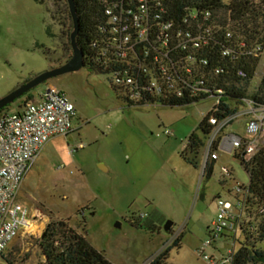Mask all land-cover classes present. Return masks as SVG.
<instances>
[{
  "label": "rangeland",
  "instance_id": "obj_1",
  "mask_svg": "<svg viewBox=\"0 0 264 264\" xmlns=\"http://www.w3.org/2000/svg\"><path fill=\"white\" fill-rule=\"evenodd\" d=\"M72 31L67 0H0V98L66 63L73 55ZM263 76L264 54L248 82V98ZM50 85L66 94L77 118L71 135L51 140L22 183L18 201L32 223L7 250L9 263L41 264L47 225L65 221L79 232L84 228L88 242L112 264H147L176 239L180 248H172L171 264H207L199 254L217 218V198L229 191L218 166L202 179L201 169L182 153L194 132L202 135L198 127L214 101L174 109L128 107L107 76L87 68L38 86L28 93L32 101ZM17 102L7 108H19ZM244 129L239 117L225 132L241 135ZM220 164L248 183L239 162L221 154ZM168 222L173 226L166 231ZM230 241L205 247V253L219 257L232 245L239 248ZM6 259L0 264H9Z\"/></svg>",
  "mask_w": 264,
  "mask_h": 264
},
{
  "label": "built area",
  "instance_id": "obj_2",
  "mask_svg": "<svg viewBox=\"0 0 264 264\" xmlns=\"http://www.w3.org/2000/svg\"><path fill=\"white\" fill-rule=\"evenodd\" d=\"M98 1L104 21L97 27L91 55L85 56L91 73L107 76L117 96L132 108L163 107L172 99L181 98L184 87L192 88V74L201 75L200 69L209 64L198 52L212 43L220 28L211 11L200 12L185 4V13L174 17L166 0ZM227 38H231L230 33ZM238 47L246 45L241 43ZM221 52L223 57L235 53L234 47L226 45ZM251 52L255 57L264 54L257 43ZM221 73V68L215 70V75ZM239 75L246 77L243 71ZM220 102L216 100L205 117L210 133L201 153L200 169L204 179L210 167L214 172L218 166L222 187L228 189L229 196L217 198V218L205 247H215L218 241L227 239L240 247V241L253 235L260 222L246 164L264 148V107L244 99L240 108H245V112L240 113L239 108L233 116L221 119L215 109ZM239 117L245 118L243 134L226 133ZM76 118L75 105L51 85L38 102L27 103L19 112L0 114V259L32 223L29 209L18 201L24 179L51 140L71 135ZM221 154L240 163L248 176L247 184L238 182L232 169L220 164ZM230 183L233 186L228 187ZM205 247L199 255L207 264H233L239 249L232 245L215 257L206 254Z\"/></svg>",
  "mask_w": 264,
  "mask_h": 264
},
{
  "label": "trees",
  "instance_id": "obj_3",
  "mask_svg": "<svg viewBox=\"0 0 264 264\" xmlns=\"http://www.w3.org/2000/svg\"><path fill=\"white\" fill-rule=\"evenodd\" d=\"M39 1L45 3V0ZM76 3L81 20L79 44L87 57L91 55L92 43L97 36V27L104 19L98 0H76ZM166 3L169 4L170 12L174 13V17L185 13V4L200 12L211 11L214 18L220 22V28L216 30L212 43L198 52L199 57L206 59L209 63L200 69L205 77H202L200 72H194L193 80L189 81L192 88L184 87L181 98L172 99L163 107L185 108L208 100L215 102L220 99L221 102L215 109L217 116L221 119L233 116L244 99H252L257 106L264 107V76L255 94L251 98L247 97L248 82L253 79L262 57L250 55L253 44L257 43L264 50V0H169V3L166 0ZM228 33L231 34L230 39L227 38ZM241 43H245L246 48L238 47ZM225 45L234 47L235 53L229 57H223L221 49ZM218 68L222 69V73L215 75V70ZM240 71H243L246 77L242 78L239 75ZM200 81L203 82L201 85ZM194 83L197 85L193 86ZM33 99L32 95L26 94L18 100L19 108L15 110L6 108L0 111V114L19 112L27 103L35 102L32 101ZM198 130L202 135L194 132L182 153L184 161L195 169L200 168L201 153L205 139L210 133L207 118L203 119ZM246 170L251 178L250 192L255 209L258 208L260 213L258 216L260 222L256 224L253 235L246 237L245 241H240L233 264H264V148L246 164ZM212 174L213 167H210L207 177H211ZM39 245L44 257L41 264H112L103 253L88 242L84 228L82 232H79L65 221L50 222ZM172 248H180V239L157 254L147 264H171L169 259ZM3 259H6L5 256Z\"/></svg>",
  "mask_w": 264,
  "mask_h": 264
},
{
  "label": "water",
  "instance_id": "obj_4",
  "mask_svg": "<svg viewBox=\"0 0 264 264\" xmlns=\"http://www.w3.org/2000/svg\"><path fill=\"white\" fill-rule=\"evenodd\" d=\"M67 3H68L71 19L73 22V31L70 35V43L73 51L72 57L66 63L36 75L31 80L18 86L8 95L0 98V111L6 109L14 102L18 101L26 94L31 92L33 89L37 88L38 86L44 83L58 77L79 72L83 68H86L85 53L79 44L81 20H80V15L78 13L77 3L76 0H67ZM172 226L173 223L168 222L165 227L166 231L170 230Z\"/></svg>",
  "mask_w": 264,
  "mask_h": 264
},
{
  "label": "crops",
  "instance_id": "obj_5",
  "mask_svg": "<svg viewBox=\"0 0 264 264\" xmlns=\"http://www.w3.org/2000/svg\"><path fill=\"white\" fill-rule=\"evenodd\" d=\"M43 260H44V257H43Z\"/></svg>",
  "mask_w": 264,
  "mask_h": 264
}]
</instances>
